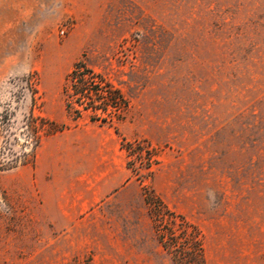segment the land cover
<instances>
[{"label":"rangeland","instance_id":"obj_1","mask_svg":"<svg viewBox=\"0 0 264 264\" xmlns=\"http://www.w3.org/2000/svg\"><path fill=\"white\" fill-rule=\"evenodd\" d=\"M0 264H264V0H0Z\"/></svg>","mask_w":264,"mask_h":264},{"label":"trees","instance_id":"obj_2","mask_svg":"<svg viewBox=\"0 0 264 264\" xmlns=\"http://www.w3.org/2000/svg\"><path fill=\"white\" fill-rule=\"evenodd\" d=\"M64 88L65 108L74 118L81 115L82 110H100L106 113L110 108L117 109L122 101L119 92L109 89L102 75L88 66L83 60H77L66 77ZM73 103L77 105L74 107ZM96 113L90 115V120L104 121ZM59 130V128L54 129ZM127 148V147H125Z\"/></svg>","mask_w":264,"mask_h":264},{"label":"built area","instance_id":"obj_3","mask_svg":"<svg viewBox=\"0 0 264 264\" xmlns=\"http://www.w3.org/2000/svg\"><path fill=\"white\" fill-rule=\"evenodd\" d=\"M60 33L62 34L63 33V30H61Z\"/></svg>","mask_w":264,"mask_h":264}]
</instances>
